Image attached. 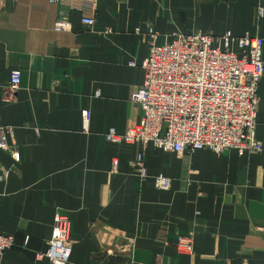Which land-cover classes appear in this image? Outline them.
<instances>
[{
  "label": "crops",
  "instance_id": "1",
  "mask_svg": "<svg viewBox=\"0 0 264 264\" xmlns=\"http://www.w3.org/2000/svg\"><path fill=\"white\" fill-rule=\"evenodd\" d=\"M76 4L94 9L92 29L72 12L71 30L55 31L62 6L48 0H0V127L19 154L15 162L0 149V234L15 242L0 264H50L35 255L57 213L70 222L68 264H264V75L261 153H173L104 139L140 121L130 95L143 82L148 28L157 45L177 33L261 38L264 67V0ZM139 154L144 178L130 166ZM158 175L170 179L168 190L156 189ZM178 237L191 240L190 254L176 249Z\"/></svg>",
  "mask_w": 264,
  "mask_h": 264
},
{
  "label": "built area",
  "instance_id": "2",
  "mask_svg": "<svg viewBox=\"0 0 264 264\" xmlns=\"http://www.w3.org/2000/svg\"><path fill=\"white\" fill-rule=\"evenodd\" d=\"M48 1L62 6L55 20V31L71 30L72 12L79 13V23L86 29L95 25L94 9L82 8L76 1L94 4L96 0ZM262 16L259 9L258 17ZM109 33L106 29L105 34ZM147 35L151 41L148 57L140 66L143 82L130 95V101L141 110L140 121L122 135L111 128L104 139L112 144L152 145L173 153L197 150L214 153L233 150L240 156L261 153L263 147L255 137V117L257 91L264 75L263 40L248 35L234 37L229 32L219 37L177 33L168 42L157 45L151 28ZM129 66L136 64L130 62ZM19 85L20 74L12 72L9 90L15 91ZM82 119L87 125L89 112ZM6 133V128L0 127V149L18 162L19 154L8 145ZM143 164L142 154L130 162L141 178L146 177ZM153 181L158 190L171 186L170 179L161 175ZM27 242L26 238L24 246ZM14 246L13 237L0 234V258ZM175 247L186 254L193 249L191 240L184 237L177 238ZM70 254V222L66 215L57 213L46 249L35 258L46 259L50 264H68Z\"/></svg>",
  "mask_w": 264,
  "mask_h": 264
}]
</instances>
